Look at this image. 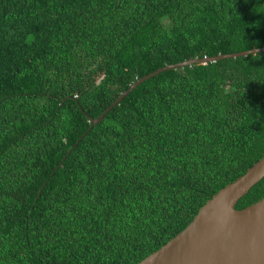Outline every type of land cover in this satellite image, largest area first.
<instances>
[{
  "label": "trees",
  "instance_id": "16d2710c",
  "mask_svg": "<svg viewBox=\"0 0 264 264\" xmlns=\"http://www.w3.org/2000/svg\"><path fill=\"white\" fill-rule=\"evenodd\" d=\"M264 0H0V264H137L264 156ZM264 197V178L240 210Z\"/></svg>",
  "mask_w": 264,
  "mask_h": 264
},
{
  "label": "water",
  "instance_id": "95a60500",
  "mask_svg": "<svg viewBox=\"0 0 264 264\" xmlns=\"http://www.w3.org/2000/svg\"><path fill=\"white\" fill-rule=\"evenodd\" d=\"M259 53L264 54V47L160 68L133 83L99 117L90 118V128L99 124L140 84L162 72ZM263 178L264 156L214 194L182 232L137 264H264V197L243 209L235 208Z\"/></svg>",
  "mask_w": 264,
  "mask_h": 264
}]
</instances>
